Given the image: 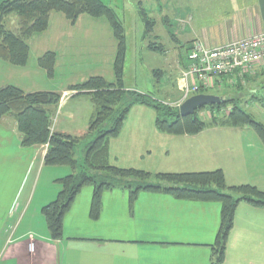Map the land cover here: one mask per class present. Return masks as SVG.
Returning <instances> with one entry per match:
<instances>
[{"label": "crops", "instance_id": "1", "mask_svg": "<svg viewBox=\"0 0 264 264\" xmlns=\"http://www.w3.org/2000/svg\"><path fill=\"white\" fill-rule=\"evenodd\" d=\"M195 1L215 3L211 2L209 11L193 8L178 16L183 24L180 33L186 49L195 42L216 47L264 32V0ZM28 43L30 51L25 65H13L0 59V87L15 85L28 93H60L51 131L84 137L95 107L87 93L70 89V86L91 76L115 81L113 65L118 41L110 23L88 14H81L72 22L64 13L54 11L50 14L48 28L34 34ZM47 52L56 54V75L53 78L39 64V58ZM188 52L180 60L182 69L188 63ZM232 78H236L238 83L233 84ZM263 81L264 61L258 63L255 72L246 74L244 79L238 74L226 76L221 82L217 81L214 88L220 91L219 96L226 99L236 97L246 85L251 95L256 94ZM127 123L112 142L127 130ZM134 127L136 135L146 131V125L141 121ZM209 130L233 135L251 134L249 142L236 139L232 148L240 151L251 148L252 158L257 155H253L254 151H264V143L248 126H212L197 134L183 135L180 139L182 148L177 151L173 146L172 149L170 146L162 149L167 154L172 152L177 158V155L185 156L186 166L170 173L221 169L229 186L252 184L264 190L263 180L239 178L252 163L221 160L218 153L227 152L230 148L227 150L223 148L222 141L206 136ZM149 132L155 136L165 134L155 122ZM110 142L108 162L114 165L110 163L114 150ZM143 143L141 140L140 146ZM183 145L186 150H183ZM147 150L149 153L152 151ZM47 151V143L22 144L13 116L6 115L0 120V264H213L211 245L219 229L221 205L178 199L165 192H156L166 196L161 201H102L99 217L93 219L90 216L92 194L87 195L86 192L83 200L80 191L64 217L63 238L53 240L41 209L57 197L61 189L59 179L71 174L73 169H68L67 165H46ZM7 165L10 166L7 168ZM15 173H19V177L10 182ZM43 175L46 185H42L38 192ZM258 178L263 179L264 176ZM222 264H264V207L244 200L239 202Z\"/></svg>", "mask_w": 264, "mask_h": 264}, {"label": "trees", "instance_id": "2", "mask_svg": "<svg viewBox=\"0 0 264 264\" xmlns=\"http://www.w3.org/2000/svg\"><path fill=\"white\" fill-rule=\"evenodd\" d=\"M54 11L64 13L72 22H75L81 14L106 19L118 41V52L113 65L114 82H109L102 76H91L84 82L70 86V89L87 93L95 107L89 121L88 132L84 137L51 131L52 116L59 104L60 93L54 91L28 93L15 85L0 87V120L6 115L16 119L24 146L47 143L48 151L44 158L46 165H67L73 169L71 174L59 179L61 189L57 197L41 209L53 240L63 238L64 217L83 186L88 184L93 186L90 216L96 219L102 208V195L105 189L115 186L132 189L124 179L152 177V173L143 169L122 168L110 165L108 162L109 141L121 133L131 107L135 104L152 107L156 112L157 128L168 134L193 135L207 127L217 125L250 126L264 143V124L240 107L233 98H226L220 104L200 107L193 115L182 116L180 108L165 105L150 93L126 89L124 86L127 54L125 28L115 8L103 0H3L0 3V59L13 65H25L30 51L28 40L34 34L48 28L50 14ZM11 14L19 17L17 31L6 26L5 20ZM150 47L153 50L162 48L156 43ZM189 50L186 49L187 52ZM55 61L54 52H47L39 58L40 66L51 78L55 75ZM186 65L185 63L184 67ZM199 93H206V90H201ZM229 104H232L231 110L223 117L213 114L209 120H206L198 114V110L204 107L209 106L214 111ZM110 123L111 126L107 128ZM89 137L93 139L87 148L85 164H79L76 147ZM155 177L180 185L140 184L131 190V198L134 200L143 189L165 192L178 199L220 203V225L216 240L211 245L213 264H222L225 260L227 242L239 202L244 200L254 206L264 207V190L252 184L229 186L221 169L203 172H160L155 174ZM228 190L237 193L238 196L228 193Z\"/></svg>", "mask_w": 264, "mask_h": 264}, {"label": "rangeland", "instance_id": "3", "mask_svg": "<svg viewBox=\"0 0 264 264\" xmlns=\"http://www.w3.org/2000/svg\"><path fill=\"white\" fill-rule=\"evenodd\" d=\"M3 0H0V3ZM106 4L111 5L115 8L118 16L123 21L126 36V62L124 71V84L129 86L130 89L150 93L155 99L165 105H170L174 108H179L174 104L180 96V91L177 88L176 81L183 68L182 61L180 62L184 54L186 53V43L182 38L181 31L183 24L178 18L180 14L184 15L193 8L201 9L206 11L210 10L211 2L215 1H204L196 2L195 0H103ZM6 26L13 31H17L19 28V17L16 14H11L5 20ZM161 45V50H153L150 45L153 44ZM187 66V65H186ZM56 75V73H55ZM56 83V81H55ZM248 85L238 91L239 94L235 99L240 107L250 113L256 120L264 124V81L259 85L258 92L251 95L248 92ZM247 87V88H246ZM207 94L218 95L220 91L215 88L208 89ZM255 97V98H253ZM229 99V98H228ZM263 99V101H261ZM232 104L225 106L221 109H215L214 111L208 106L198 110V114L206 120H209L211 115L223 117L230 112ZM197 111V110H196ZM155 110L146 105L135 104L131 107V110L127 116L125 122L127 123V130L122 132L120 138L112 142L114 150L110 157L111 164H117L118 167H134V168H145L144 170L151 172L153 175L150 178L139 179V178H126L124 181L126 184H130L132 189H135L137 185L143 184H154L160 186H177L174 182L162 180L155 177L159 171H175L180 168H184L185 156L177 155L173 156V153H165L164 149L170 146L174 151L181 145L180 139L183 135L174 134H158L153 135L149 132L150 126L152 127L156 118ZM143 122L146 125V131H140L139 135H136L134 125L139 122ZM111 126L108 124L107 128ZM134 127V128H133ZM212 127V126H210ZM207 127V128H210ZM250 131L257 133L253 128L248 126ZM206 128V129H207ZM205 130V129H204ZM203 131V130H202ZM206 132V136H209L213 140H220L223 143V148H227V152H221L219 149L218 156L221 157L222 161H230L236 159L240 163L245 161L250 164V169L242 171L239 178H251V180L259 181L260 175L264 176V151H254L251 156V148L245 151H240L237 148H232L233 141L246 139L249 142L251 134L234 135L227 134L226 132ZM259 137L258 133L255 134ZM255 136V137H256ZM139 139L136 141V139ZM260 138V137H259ZM93 137H89L81 141L76 147V158L79 164H85V158L87 154V148L89 142ZM143 140V145L140 146V141ZM110 142V143H111ZM238 143V141H236ZM235 143V144H236ZM228 146L226 147V145ZM173 146V147H172ZM183 150H186L183 145ZM150 153L148 152V150ZM124 151L123 153H121ZM133 152V153H132ZM139 152H143V155H139ZM129 153H132L129 155ZM189 161V160H188ZM180 163V164H178ZM182 163V164H181ZM236 163V162H235ZM10 165H7V168ZM71 169L70 166H67ZM178 168V169H177ZM72 170V169H71ZM181 172V171H176ZM105 173V172H102ZM5 176V175H4ZM6 177V176H5ZM19 177V173H15L11 177L10 182L15 181ZM7 180V179H6ZM130 181V182H128ZM260 182V181H259ZM228 184V182H227ZM2 185V184H1ZM42 185H46L44 175L40 182L38 192ZM229 185V184H228ZM264 188V187H263ZM128 187L121 186L114 190L105 189L102 195V201L106 203L110 202H145V201H161L162 197H166L163 193L149 192L148 190H140L137 197L133 200L131 198V190ZM81 195L83 200L85 199L86 192L91 195L93 192L92 185H85L82 188ZM235 197L237 193H232L230 190L227 191ZM38 194V193H37ZM37 199V196L35 197ZM220 205L219 202H212ZM45 220V219H44Z\"/></svg>", "mask_w": 264, "mask_h": 264}, {"label": "built area", "instance_id": "4", "mask_svg": "<svg viewBox=\"0 0 264 264\" xmlns=\"http://www.w3.org/2000/svg\"><path fill=\"white\" fill-rule=\"evenodd\" d=\"M264 61V32L243 37L227 44L207 47L195 42L188 52L187 66L181 70L176 81L180 91L174 103L180 106L201 90L212 89L222 78L238 74L244 79L246 74L255 72L258 63ZM233 84L238 83L232 78Z\"/></svg>", "mask_w": 264, "mask_h": 264}, {"label": "water", "instance_id": "5", "mask_svg": "<svg viewBox=\"0 0 264 264\" xmlns=\"http://www.w3.org/2000/svg\"><path fill=\"white\" fill-rule=\"evenodd\" d=\"M223 100H225L223 96L198 93L192 95L180 105V113L182 116L193 115L198 108L207 105L220 104Z\"/></svg>", "mask_w": 264, "mask_h": 264}]
</instances>
